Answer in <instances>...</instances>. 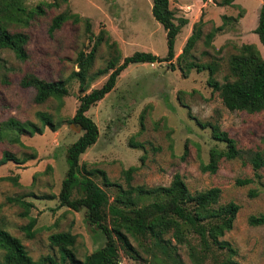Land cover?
<instances>
[{
    "label": "rangeland",
    "instance_id": "374dc122",
    "mask_svg": "<svg viewBox=\"0 0 264 264\" xmlns=\"http://www.w3.org/2000/svg\"><path fill=\"white\" fill-rule=\"evenodd\" d=\"M221 1L169 0L175 22L187 19L175 38L173 59L132 63L121 71L114 88L86 112L98 127V138L80 155L79 164L105 171L112 185L105 186L100 174L92 178L107 192L109 203L118 193L117 185L124 189L168 186L176 172L192 193L219 187L218 204L233 201L240 206L232 228L220 238L228 241L235 252L215 246L204 249L194 233L178 241L170 231L161 245H155L147 236H128L135 252L129 254L120 248L122 264H210L228 257L238 264H264V225L248 222L250 215L264 214V168L255 176L250 163L253 153L264 149V111H229L219 92L207 84V70L193 68L184 75L180 68L187 61L214 63V78L223 82L229 76V59L242 44H255L264 57V46L253 32L261 0H232L226 5ZM21 2L27 11L41 5L44 12L7 26L10 32L27 35V58L21 60L10 50L0 48V123L9 118L27 120L41 126L42 131L24 133L16 143L8 137L0 138V158L4 151L18 159L34 155L23 163L9 160L0 165V229L17 237L35 261L46 256L58 261V248L51 244L49 236L68 231L76 236L72 246L76 257L83 259L103 247L106 238L87 222L84 208L76 211L60 206L58 198L68 168L67 148L83 133L78 125L64 121L74 115L78 95L83 94L78 80L72 77L73 71L78 70L76 57L96 45L90 73L104 69L117 55L120 63L135 51L164 57L168 51L166 32L152 16V0ZM67 10L78 14L81 20H68L50 33L52 18ZM199 20L200 37L185 58H178ZM219 26L221 29L215 30ZM209 32L213 36L208 40L205 36ZM110 71L95 78L86 92L100 87ZM29 74L45 80L64 79L69 94L61 100L50 97L36 103L35 89L21 85ZM38 112L49 114L60 125L55 130L42 126ZM200 123L218 125L236 140L240 149L237 158L221 159L213 173L202 171L201 165L208 162L212 147L224 148V143L214 140L210 127ZM132 143H141L142 147H132ZM131 166L136 168L128 179L125 170ZM244 178L253 181L236 184L237 179ZM47 195L51 198H45ZM19 201L31 203L25 216L21 215L25 207ZM105 212L110 227L113 218L107 206ZM32 218L33 235L29 237L23 227ZM3 254L0 249V262Z\"/></svg>",
    "mask_w": 264,
    "mask_h": 264
},
{
    "label": "trees",
    "instance_id": "16d2710c",
    "mask_svg": "<svg viewBox=\"0 0 264 264\" xmlns=\"http://www.w3.org/2000/svg\"><path fill=\"white\" fill-rule=\"evenodd\" d=\"M231 2L232 0H222L221 4L226 5ZM43 12L41 5H36L27 11L21 0H0V48L10 50L21 60L26 59L27 35L20 31L10 32L7 26L10 22L27 21L34 14H43ZM151 13L166 32L168 47L166 56L159 57L149 51H135L123 57L122 61L118 63L120 57L117 55L107 62L104 69L90 73L96 48L94 45L89 52L80 51L78 53L76 57L78 70L72 73V77L78 80L80 92L83 94L78 95V105L74 115L65 118L64 121L78 125L83 133L67 148L68 168L58 194L59 204L76 211L84 208L87 222L96 226L105 235L104 246L86 255L83 259H79L72 249L76 236L68 231L55 232L50 234L49 239L51 244L58 248L59 260H55L52 256H46L35 261L17 237L0 229V249L4 251L0 264H122L119 256L120 248L129 254L135 252L128 236L135 238L147 236L155 245H161L164 235L170 231L178 241H183L187 234L194 233L204 249L209 250L215 246L230 253L235 252L228 241L220 238L232 228L240 206L233 201L218 204L221 194L219 187L192 193L180 173L176 172L168 186L150 188L130 186L124 189L117 185L118 193L113 203H109L107 192L92 178L94 174H100L105 186L112 185L113 183L109 181L105 171L99 168L86 169L84 165L79 164L80 155L98 138V127L86 115V112L114 88L121 71L132 63L170 61L174 57L175 38L180 28L187 23V19L181 18L177 23L175 22L176 18L169 7V0H152ZM68 20L79 22L81 17L68 10L61 12L52 18L49 32L52 33L59 29ZM201 24V20L194 23L192 33L187 37L178 58H185L194 46L201 35ZM87 29H89V24H87ZM219 29H221L220 26L215 28V30ZM253 32L264 46V0H261L257 24ZM212 36L213 32H209L205 37L209 40ZM97 38L100 40L101 36ZM183 66L180 68L184 75L193 68L197 71L207 70V84L219 92L223 105L229 111L249 113L264 111V57L255 44H242L239 52L230 57L229 76L223 82L214 78V73L217 70L214 63L187 61ZM108 70L111 71L105 82L100 87L92 88L86 92L89 84L99 75L107 73ZM21 85L35 89L34 102L36 103H42L50 97L61 100L69 94L67 81L64 79L45 80L29 74L22 79ZM37 115L42 126L47 125L55 130L60 125L59 121L53 122L47 113L38 112ZM200 126H209L212 138L224 143V148L214 146L210 149L208 162L201 165L202 171L213 173L217 170L221 159H234L240 155L236 140L227 131L221 130L218 125L211 123H200ZM41 131V126L27 120L20 121L9 118L0 123V138L8 137L10 142L15 143L20 142V136L24 133L33 134ZM131 146L142 147V144L132 143ZM33 156L29 155L24 159H18L13 153L4 151L0 158V165L9 160L18 164L23 163ZM250 163L254 175L259 176V170L264 168V149L261 153H253ZM135 168L131 166L125 170L128 179ZM12 180L16 179L12 178ZM252 181V178L237 179L236 184L245 185ZM50 196L47 195L45 198H51ZM146 198H151V202L143 203L142 201ZM19 202L25 207L21 215H27L31 203ZM106 206L113 218L110 227L106 224ZM34 222L35 219L32 218L23 227L29 237L33 235L31 228ZM248 222L251 225H264V214L250 215ZM210 264H238V262L228 257Z\"/></svg>",
    "mask_w": 264,
    "mask_h": 264
}]
</instances>
